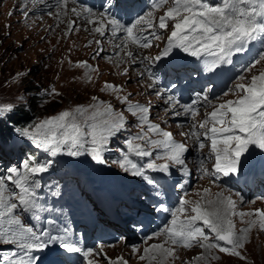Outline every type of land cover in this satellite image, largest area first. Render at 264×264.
I'll return each mask as SVG.
<instances>
[{"label":"snow or ice","instance_id":"snow-or-ice-1","mask_svg":"<svg viewBox=\"0 0 264 264\" xmlns=\"http://www.w3.org/2000/svg\"><path fill=\"white\" fill-rule=\"evenodd\" d=\"M58 2L62 10L67 8L68 0ZM105 4L109 8L116 6L114 0H105ZM168 4L169 0H154L151 11L137 15L127 24L107 10L97 13L91 7L81 5L79 8L73 7L71 11L92 24L93 30L101 36L107 32L113 37L123 33L125 48L129 44L151 48L153 39L159 40L160 36L149 29L168 30L171 22L164 49L155 57H143L150 65L179 50L203 59L205 71L214 73L218 69L223 71L222 65H231L234 55L248 52L251 45L259 42L262 47L256 57L242 67L241 74L236 77L237 83L228 89V92L237 94V99L213 104L209 101L208 93L204 92L203 95L195 94L186 104H180L174 95H167L166 100L168 111L176 117L183 115L194 119L199 114L201 102L212 107L204 120L193 123L188 131L180 135L191 140L192 147L200 152L208 142L209 153L199 160V171L202 175L213 177V183L221 175H240L252 165V157L257 151L264 161V70L251 75L247 83L243 82L246 79L243 73L252 72L256 65L264 61V0H216L215 3L209 0H171V6L166 8L157 22L155 12ZM71 23L75 24V21ZM116 47L120 48L121 45ZM126 55L133 57V63L139 59L132 51H127ZM75 66L96 71L87 61ZM146 74L152 81L148 86L153 87L158 77L150 68L139 73L142 78ZM88 79L91 81V75ZM102 90L116 94L117 99L125 105V110L136 118L135 126L140 129L139 132L125 137L124 133L129 129L124 112L116 111L113 104L95 96L92 97L93 102L86 106L77 105L22 126L10 121L29 106L30 98L18 94L11 102H0V126L9 125L19 141L34 147L45 157L39 160L37 156L29 155L20 161L19 166L7 167L4 174H0V264H42L40 253L58 250L81 254L84 264H100L98 257L107 259L108 264H128L123 256L114 260L108 258L102 244L98 246L99 250L81 247L79 241H74L69 235L67 228L60 229L55 225L50 215L39 223L43 213L52 211L40 195L43 187L40 180L52 168L54 159L64 155H87L96 163L104 164L105 153L121 137L123 144L118 148L121 158L114 163L124 173L138 177L151 186L156 198L153 211L171 214L169 223L147 237L163 236L165 239L145 247L140 260H147L149 264H168L170 258H177V247L194 246L209 254L218 250L247 259L242 250L253 228L264 231V209L237 211L236 200L230 195L226 196L223 191L212 194L210 188H204L203 194L197 192L200 198L196 200L187 199L185 193L178 206L170 209L162 197L176 172L190 175L186 161L189 144L178 141L172 132L152 122L150 103L131 101V94L121 95L122 86L107 81ZM228 92L224 95H228ZM156 94L164 95L163 92ZM44 95L52 97L60 93L52 88L45 89ZM134 158H139L140 162ZM205 161H214L211 170L206 167ZM179 187L183 188L184 184ZM138 215L129 221L133 231L142 230L144 225ZM237 216L242 222L244 217H249L247 226L240 230L236 229L233 219ZM25 217L38 223L26 224ZM132 251L139 253L140 249L133 246ZM203 259H207L205 253L194 258L197 262ZM53 264L56 262L53 261Z\"/></svg>","mask_w":264,"mask_h":264},{"label":"rangeland","instance_id":"rangeland-1","mask_svg":"<svg viewBox=\"0 0 264 264\" xmlns=\"http://www.w3.org/2000/svg\"><path fill=\"white\" fill-rule=\"evenodd\" d=\"M73 7L79 8L80 6L70 1L67 8L62 10L57 0H35V2L33 0H0V102H11L18 94L30 98L29 106L20 111L23 112L24 116L16 118L19 123L15 125L22 126L25 123L55 115L62 110L71 109L77 105L86 106L93 102L92 97L95 96L106 103L113 104L116 111L124 112L128 119L129 129L128 132L124 133L125 137L139 132L140 129L135 126L136 118L125 110V105L117 99L116 94L102 90L107 81L122 86L123 92L121 95L131 94L129 96L131 101L145 100L146 104L150 103L152 106V115L150 116L152 122L160 124L167 131L172 130L180 138L179 140L187 141L192 145L193 142L181 136L180 133L188 131L193 123L200 121L202 115L205 119L206 113L211 112V107L206 105L203 112H200L192 123H178V117L171 115V112L168 111L169 107L162 103L161 97L164 96L165 99L166 93L164 92V95H158L160 96L158 97L156 95V92H160L158 86L151 87L156 90V92L153 91L148 86L152 83L148 76L145 75L142 78L139 75L143 72L141 66V60L145 57L143 53L154 57V54H151L152 49L165 44L162 35H159V40L152 42L151 48H142V51L129 45L125 48L122 45V40L113 37L110 32H108L109 41L103 43L100 40H102V37L107 39V33L105 36H101L93 30L94 26L92 24L79 22L84 19L71 11ZM161 11L162 8L157 10L155 16L157 17ZM72 21H75V24H72ZM161 33H163V30H161ZM90 41L91 43H89ZM96 41H100V43L97 44ZM117 43L121 45L120 48L116 47ZM121 50H124V52L120 53ZM127 51H132L134 56L139 57L136 63H133V57L126 55ZM81 61H87L96 71L76 67L75 65ZM147 65L148 63H144V67ZM224 67V65L221 66L222 69ZM260 70H264V61L256 65L252 72L244 73L246 79L243 82L247 83L251 75L258 74ZM89 75H91V81L88 79ZM236 77L237 75H232L228 77L224 85L219 88L216 87L217 92L212 97L209 96L208 89H205L209 101L218 99L214 103H219L224 99H230L232 95L231 92H228L229 85L230 83H237ZM52 88H55L60 95L52 97L44 95L45 89L51 90ZM225 92H228V95H224ZM14 116H17V114ZM13 121L11 120L10 123H13ZM1 139L0 174H4L7 167L19 166L20 161L23 159L21 151L25 149L35 152L34 155L39 160L45 158L42 152L19 141L12 130L8 139ZM122 144L123 137L114 141L105 153L106 162L104 164L107 167L105 175L109 184L115 187V190L110 193L116 194L118 198L122 197L125 200L133 201L130 206H121V210H117L115 205L111 203L114 197L105 198L98 197L96 194H89L87 185L81 182L85 181L82 178V174H84L82 166L84 163H88L89 156H58L54 159L49 172L42 175L41 184L48 182L51 176H72L76 182H81L77 185L80 193L85 197L77 198L76 194L63 192V189L60 188L46 187V193L40 190V195L52 211L51 213H43L39 223H43L45 218L50 215L55 221V225L61 227L63 224L79 220L81 217H97L96 211L99 209L110 211L116 217V220H123L124 224L128 223L130 218L135 216L132 207L142 204L143 195L146 194L145 190L149 185L142 182L138 177L117 172L120 168L114 161L121 158L118 148ZM14 147H20V152L16 151L8 156ZM195 150L193 148L192 152ZM29 155L33 154L26 153V156ZM19 157L20 159H18ZM66 158L75 161L74 166L79 174L70 171L69 164H66L64 160ZM189 158L190 155L186 154V160H189ZM108 163H113L115 167L109 168ZM212 163L214 161H206V167L211 169ZM191 184L193 185H190L191 191L188 199H199L200 197L196 193L203 194L204 188H210L212 194L223 191L226 196L230 195L232 199L236 200L238 203L237 211L249 212L255 209H264V195L259 198L252 194L241 195L242 199H247L246 202H241V199L235 194H230L225 190L228 185L216 180L213 183L211 176L202 175L200 171ZM62 185H65V182H62ZM117 190H120L122 195H119ZM233 219L236 229L240 230L247 226L249 217H244L243 222L238 216ZM24 220L26 224L38 223L27 217ZM164 239L163 236L154 237L153 239H133L125 245L122 244V240H115L112 244L105 245L103 251L108 258L113 260L123 256L128 264H149L147 260L142 261L139 259V256L143 254V249L152 244L161 243ZM133 244L140 249L139 253H133V246H130ZM201 253H205L207 259L195 261L194 258ZM242 254L247 259L220 253L218 250H213L209 254L198 246L193 248L179 247L176 250L177 258L174 260L170 258L168 264H264V231H260L258 227L251 230ZM97 259H99L100 264H108V260L104 257H98ZM152 264H156V262H152Z\"/></svg>","mask_w":264,"mask_h":264},{"label":"bare ground","instance_id":"bare-ground-1","mask_svg":"<svg viewBox=\"0 0 264 264\" xmlns=\"http://www.w3.org/2000/svg\"><path fill=\"white\" fill-rule=\"evenodd\" d=\"M44 1V0H43ZM71 1V0H70ZM70 1H68V2H70ZM57 2H58V0H57ZM39 3V2H38ZM79 5V4H78ZM79 6H81V5H79ZM93 11H95V12H97V13H99V12H102V11H97V10H93ZM65 13H67V12H65ZM65 17V16H64ZM65 19H66V17H65ZM79 22H86L85 20H80ZM160 32H161V30H159ZM107 36H108V32H107ZM109 37L110 36H108L107 37V39H106V37H102V40H100V41H103V43H105L107 40L109 41ZM116 38H119L120 39V41L122 40V42L124 41V34L123 33H120V34H118L117 36H116ZM111 41H112V39H111ZM118 41V40H117ZM116 41V42H117ZM115 42V43H116ZM102 43V44H103ZM118 45H119V43H117ZM123 45V44H122ZM129 46H134V47H136V48H138V49H140L138 46H136V45H134V44H129ZM122 52H124V50H121L120 51V53H122ZM179 52V50H177L175 53H173L171 56H169V59H171V58H173L177 53ZM185 54V53H184ZM189 57H191L190 55H188ZM192 58H195V57H192ZM199 60H201V59H199ZM144 61L145 60H141V66H142V68H143V63H144ZM242 67H243V64H240V65H238L237 67H236V69L234 70V71H232L231 73H237V72H240L241 73V69H242ZM244 74V73H243ZM214 77H215V74H209V75H207L206 76V79H214ZM159 88V87H158ZM159 91L160 92H162V90L161 89H159ZM162 98V100H163V103L165 104V106H167V107H169V105L166 103V100L167 99H164V96H162L161 97ZM177 110H179L178 109V107H177ZM207 144H208V142L206 141V148H207ZM254 157H255V160H257L256 162L257 163H262L263 161H259L258 159H261V155H260V153L257 151L255 154H254ZM104 203H105V201H104ZM95 249V248H94ZM97 250V249H96ZM55 251H46V252H44V253H40L39 255L41 256V261H42V264H53V261H55L54 260V258H53V253H54Z\"/></svg>","mask_w":264,"mask_h":264},{"label":"trees","instance_id":"trees-1","mask_svg":"<svg viewBox=\"0 0 264 264\" xmlns=\"http://www.w3.org/2000/svg\"><path fill=\"white\" fill-rule=\"evenodd\" d=\"M24 115H23V112H18L17 113V116H14L13 118H12V120H14L13 122L14 123H17V119L18 118H22ZM27 117V116H26ZM17 118V119H16Z\"/></svg>","mask_w":264,"mask_h":264}]
</instances>
